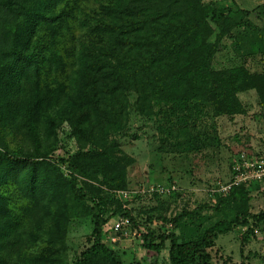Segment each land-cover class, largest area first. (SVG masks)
Masks as SVG:
<instances>
[{"label":"rangeland","instance_id":"374dc122","mask_svg":"<svg viewBox=\"0 0 264 264\" xmlns=\"http://www.w3.org/2000/svg\"><path fill=\"white\" fill-rule=\"evenodd\" d=\"M211 1L250 12L220 39L213 60L218 71L237 68L255 75L248 84H257L258 94L254 89L238 93L245 113L237 122L214 116L210 105L194 100L180 111L155 107L152 117H142L131 95L125 128L111 130L105 143L94 145L75 135L58 109H37L34 130L17 133L31 125L30 118L23 109L10 115L11 108L0 104V150L27 157L0 163V263L73 264L92 245L95 209L73 200L71 174L61 160L95 152L99 157L87 161V172L74 177L85 193L104 200L109 222L101 243L118 253L122 264H169L168 242L159 254L142 249L145 227L189 239L235 217L239 225L218 235L209 249L211 264H264V223L253 219L264 212V188L217 191V184L229 180L231 161L240 151L264 154V0H201ZM9 64L0 61V101ZM50 121L53 129L46 125ZM244 122L249 127H240ZM221 201L227 204L222 213L201 209L178 228L170 222ZM95 264L108 263L98 258Z\"/></svg>","mask_w":264,"mask_h":264},{"label":"trees","instance_id":"16d2710c","mask_svg":"<svg viewBox=\"0 0 264 264\" xmlns=\"http://www.w3.org/2000/svg\"><path fill=\"white\" fill-rule=\"evenodd\" d=\"M249 13L201 0H0V61L10 62L1 109L11 108L10 115L25 110L32 123L17 131L24 134L34 130L37 109H58L74 134L94 145L105 143L111 130L125 128L131 95L134 111L142 117H152L155 107L180 111L191 100L206 102L216 117L244 114L238 93L258 91L257 84H248L255 75L237 68L218 71L213 60L220 39ZM46 125L53 129L52 121ZM98 157L77 152L61 160L71 174L73 200L90 202L95 209L92 245L73 264H95L98 258L122 264L118 253L101 243L109 222L104 200L85 193L74 177L86 173L87 161ZM20 159L27 157L0 150V163ZM226 205H202L170 222L178 228L201 209L222 213ZM253 219L264 223V212ZM239 223L238 217L216 222L189 239L145 227L141 247L159 254L168 242L169 264H211L208 251L217 236Z\"/></svg>","mask_w":264,"mask_h":264},{"label":"built area","instance_id":"2783aa9c","mask_svg":"<svg viewBox=\"0 0 264 264\" xmlns=\"http://www.w3.org/2000/svg\"><path fill=\"white\" fill-rule=\"evenodd\" d=\"M251 185L264 188V154L240 151L231 161L229 180L225 184H217V191L224 193L235 187Z\"/></svg>","mask_w":264,"mask_h":264},{"label":"crops","instance_id":"0c3cea01","mask_svg":"<svg viewBox=\"0 0 264 264\" xmlns=\"http://www.w3.org/2000/svg\"><path fill=\"white\" fill-rule=\"evenodd\" d=\"M239 116H241V115H235V116H233V117H231V118H228V117H220V118H222V119H224V118H228L229 120H231V119H233L232 121L233 122H237L238 120H239ZM247 126V127H249V123L248 122H244V124L242 125V124H240V127H243V126Z\"/></svg>","mask_w":264,"mask_h":264}]
</instances>
